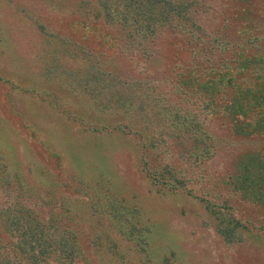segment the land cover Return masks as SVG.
<instances>
[{
  "label": "rangeland",
  "instance_id": "rangeland-1",
  "mask_svg": "<svg viewBox=\"0 0 264 264\" xmlns=\"http://www.w3.org/2000/svg\"><path fill=\"white\" fill-rule=\"evenodd\" d=\"M154 1L0 0V264H264V0Z\"/></svg>",
  "mask_w": 264,
  "mask_h": 264
},
{
  "label": "trees",
  "instance_id": "trees-1",
  "mask_svg": "<svg viewBox=\"0 0 264 264\" xmlns=\"http://www.w3.org/2000/svg\"><path fill=\"white\" fill-rule=\"evenodd\" d=\"M146 1H147V4H149V6L143 10L144 12H146V10H147L148 8H151V9H152V7H153L152 5H154V3H155L154 0H145V2H146ZM151 9H150V10H151ZM149 19H150V21H154V20H152V18H150V13H149L148 18L146 19V21H149ZM154 22H156V20H155ZM154 22H152V23H154ZM148 24L150 25V23H148ZM82 88H83V87H82ZM82 90H84V88H83ZM99 167H100V166H99ZM97 172H98L99 175H104V174L106 173L102 166L100 167L99 170H97ZM133 229H135V228H133Z\"/></svg>",
  "mask_w": 264,
  "mask_h": 264
}]
</instances>
